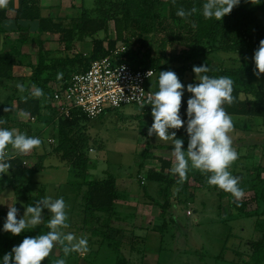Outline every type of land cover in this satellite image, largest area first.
<instances>
[{
  "label": "rangeland",
  "instance_id": "rangeland-1",
  "mask_svg": "<svg viewBox=\"0 0 264 264\" xmlns=\"http://www.w3.org/2000/svg\"><path fill=\"white\" fill-rule=\"evenodd\" d=\"M251 4L248 1L246 6ZM88 5H92L91 1H88ZM144 27L148 29L145 31ZM193 31L188 21L175 23L162 16L159 24L145 23L137 31L129 32L128 47L130 45L135 50L141 49L142 55L152 57H156L158 53L163 55L166 49L175 54L192 41ZM97 36L105 40L114 38L113 22L109 21L107 35L100 32ZM216 55V59L227 68L254 65L252 57L226 52ZM161 71L168 70H158L147 80V87L153 92L158 91ZM24 72L29 76V69ZM22 74L24 73L17 76L18 80L9 86L14 87L4 90V97L17 84L22 83ZM254 82L264 87V74L259 78L255 76ZM190 83L196 84L198 81L195 74L187 73L183 82V96H191L187 92V85ZM34 89L33 87L31 90ZM18 92L22 93L20 90ZM11 111L12 119L6 122L8 126H14L20 120L13 107L10 113ZM230 116L234 123V130L230 135L233 147L239 153V158L232 164L230 171L234 176L240 177L244 196L239 202H245L246 210L252 211L258 204L256 193L262 189L256 178L259 175L264 179V119ZM49 117L51 118L50 112L45 111L37 122L30 125L32 130L29 134L24 129L21 130L22 133L42 140L39 148L21 155L29 166V171L25 174L26 190L29 195L43 191L46 197L52 199L62 197L67 204L69 218V227L62 231L66 234L73 233L77 239L86 238L88 251L96 238H91L90 233L81 225V202L85 191L80 193V198L73 200L74 193L68 184L73 180L80 182L79 175H84L86 183L88 179H104L112 174L117 179L119 194L115 212L121 219L113 222L115 229L110 231V236L123 244L119 252L124 264H251L250 243L262 238L261 233L254 229L256 218H238L237 210L240 206L232 205L227 193L216 187L209 189L203 185L205 175H199L200 181H196L188 173L187 186L177 183L178 177L174 175H171L170 183L157 185L146 180L145 175L155 162L141 160L139 153L147 142L163 146L172 144L159 140L155 135L148 136L147 129L153 123L151 105L144 108L127 105L105 111L86 122L81 121L74 134L76 138H80L81 134L88 137V165L85 172L77 171L78 178L75 177L76 170L68 163L61 162L54 152L58 140L56 126L48 123ZM184 121L186 127L187 120ZM51 138L53 141L49 142ZM140 164L143 168H140ZM5 190L0 195V208L14 205L19 211H24V199L15 195L11 188ZM35 203L36 200L31 201V205ZM162 206H165L164 210ZM47 215L50 217L49 212ZM88 251L74 252L71 264H87L92 260L94 264H115V252L105 245L100 248L98 257L90 256ZM59 255L58 248L54 247L49 259L42 264H55Z\"/></svg>",
  "mask_w": 264,
  "mask_h": 264
},
{
  "label": "trees",
  "instance_id": "trees-1",
  "mask_svg": "<svg viewBox=\"0 0 264 264\" xmlns=\"http://www.w3.org/2000/svg\"><path fill=\"white\" fill-rule=\"evenodd\" d=\"M248 1L250 0H241L240 4L234 7L230 14L225 15L219 21L215 18L205 19L203 17L201 9L204 0H175V3L173 0H94V6L91 9H82L79 16L69 23L52 22L50 19L42 17L39 32H60L62 41L65 42V52L52 54L43 49L42 42L37 39V44L40 46L38 62L33 65L31 76L21 79L22 83L23 81L28 82L25 85V91L19 94V89L16 87L5 101L0 102V119L6 122L11 121L12 111L10 113V110L14 102L15 113H27L35 120L25 122L19 120L14 124L15 127L3 123L0 124V127L16 128L20 132L24 129L29 134V131L32 130L30 125L37 122L45 111H49L51 118L49 117L48 123L55 124L58 140L54 152L58 154L61 162L68 163L76 170L75 177L78 178V170L84 172L87 170L86 144L88 137L81 134L80 138H76L74 130L81 121L86 122L89 118L77 108L72 109L68 116L58 114L50 102L52 89L55 86L66 87L72 73L86 70L93 60L108 55L112 50L122 45L126 47V50L119 55L122 61L135 68L150 67L155 71L163 69L174 71L182 84L187 73L195 74L192 71L193 66L201 65L208 66L210 71L207 75L211 77L228 76L232 78L235 101L231 105H224L227 113L264 119V87L254 82L255 64L252 67L248 65L227 68L216 59V54L226 52L243 57H252L251 60L253 61L254 51L258 48L260 40L264 39V0H260L258 4L252 3L251 6L247 7ZM194 6L198 9L195 14L186 19L177 16L178 9L183 8L188 11ZM27 10H29V14ZM22 11L18 13V16H25L30 20L39 18L38 7L34 3ZM162 16L175 23L188 21L190 26L195 25L192 41L181 47L175 54L166 49L163 55L158 53L156 57L142 55L141 49L135 50L130 45L128 47L127 34L129 32L137 31L145 23L159 24L162 22ZM109 21L114 24L115 36L105 40L98 37L97 34L105 32L107 35ZM143 29L146 31L148 28L144 27ZM75 39L91 41L92 51L88 56L82 53L71 55L68 53L71 43ZM13 55L12 53H0V78L11 79ZM33 86L43 91L41 97L36 98L31 95L35 91V89L31 90ZM189 98V96L182 98L180 115L183 120H187V100ZM6 108L8 111H5ZM176 135L177 138L183 140V147L186 150L189 139L186 127L179 129ZM172 152V144L163 146L147 142L139 153L141 160H153L155 162L145 175L147 181L155 182L157 185L171 182ZM10 163L12 168H10L9 173L0 175V189L11 188L15 195L24 199L26 207L31 205L32 200L38 201L46 197L43 191L35 195L27 193L25 174L29 171V166H27L24 156L15 155ZM141 165L140 168H143ZM188 173L196 181L199 180L198 176H201L198 170L191 168H189ZM79 177L80 182L73 180L68 186L74 193L73 200L80 198V193L85 191L81 202V225L90 233L91 238H96L90 244L88 251L90 256L98 257L100 248L105 245L106 248L115 252V264H124L123 257L119 252L123 244L110 236V231L115 229L113 222L121 219L115 212L119 196L116 177L108 174L104 179H88L86 183H84V175L83 177L79 175ZM204 177L202 184L210 189L212 186L207 184V177ZM256 179H258L262 189L256 193L255 199H257L258 204L252 211L246 210L245 202L233 201V197L228 193L227 196L232 205L240 206L237 210L238 218H256L254 229L261 233L262 238L250 243L252 248L250 262L251 264H264V179H261L259 175ZM187 182L188 180L179 184L187 186ZM164 207L162 206L163 210ZM7 212L0 210V264H3V256L11 252V249L19 245L25 237H35L49 231L46 225L50 217L47 215L48 210L44 209L45 221L35 229H26L16 236L4 232L3 225ZM94 245H96L95 248ZM56 247L60 252L59 259H65L66 264H71V256L75 253L65 257L62 246L57 244ZM49 257L45 260H48ZM87 264H94V261H89Z\"/></svg>",
  "mask_w": 264,
  "mask_h": 264
},
{
  "label": "clouds",
  "instance_id": "clouds-1",
  "mask_svg": "<svg viewBox=\"0 0 264 264\" xmlns=\"http://www.w3.org/2000/svg\"><path fill=\"white\" fill-rule=\"evenodd\" d=\"M8 2L9 0H0V8L6 7ZM240 2L241 0H204L202 15L205 19L222 20ZM250 2L258 4L260 0ZM197 11L194 6L188 11L180 8L176 14L186 19ZM253 61L255 64L253 74L259 78L264 74V39L260 40L258 48L254 51ZM192 71L199 82L187 85V92L191 93L187 100L186 132L189 138L187 149L184 150L183 140L176 135L185 125L180 115L185 85L174 71L159 72L158 91L148 95L146 104L151 105L153 123L147 129V134L149 137L155 135L161 141L172 143L173 160L170 172L178 177L177 183L182 184L188 179L189 168L198 170L207 177L206 182L209 186L230 194L239 202L244 196V191L240 187V177L234 176L230 171L232 164L239 158V153L233 147L230 135L234 130V123L224 107L225 104L231 105L235 101L234 81L228 76L207 75L210 71L207 65L193 66ZM17 88L21 92L25 91L23 84H17ZM31 95L39 98L43 91L35 88ZM146 104L142 103L141 108ZM3 123L6 121L0 119V124ZM41 144L42 140L39 137L29 136L17 129L0 127V175L9 173L12 168L10 160L15 155L29 154ZM44 209L50 213L46 225L49 231L35 237H25L19 245L11 249V252L3 256V264H42L57 244L62 246L65 257L74 252L88 251L86 238L77 239L73 233L66 234L62 231L69 227L67 204L62 197L57 199L45 197L36 201L34 205H28L23 217L19 219L17 218L19 210L14 205L9 206L3 231L16 236L26 229H35L43 223ZM55 264H66V260L58 259Z\"/></svg>",
  "mask_w": 264,
  "mask_h": 264
},
{
  "label": "crops",
  "instance_id": "crops-1",
  "mask_svg": "<svg viewBox=\"0 0 264 264\" xmlns=\"http://www.w3.org/2000/svg\"><path fill=\"white\" fill-rule=\"evenodd\" d=\"M88 1H91V6H87ZM33 3L38 7V19L30 20L28 17L18 16L19 12H23L22 10L29 8ZM93 6L94 0H9L6 7L0 8V53L14 54L11 79L0 78V102L5 101L12 94L14 88L9 91L6 97L3 96L5 89L14 87L9 86L18 80L17 76L21 75L22 72L24 73L22 78L26 79L31 76L32 67L38 62L40 46L37 44V39L42 42V48L52 54L65 52V42L62 41L60 32H39L41 18H48L52 22L69 23L79 16L82 9H91ZM27 12L29 14V10ZM91 51L92 43L90 40L75 39L72 41L68 53L70 55L82 53L88 56ZM28 69L31 74L29 72V76H26L24 71ZM20 84L25 86L28 82H20ZM19 94L22 93L19 92ZM14 105L13 102L11 106L13 109ZM16 115L25 122L27 113H16ZM5 191V189H0V195ZM10 197L12 198L11 195ZM9 206L1 207L0 210L8 211ZM24 212L25 210L19 211L17 218H22Z\"/></svg>",
  "mask_w": 264,
  "mask_h": 264
},
{
  "label": "built area",
  "instance_id": "built-area-1",
  "mask_svg": "<svg viewBox=\"0 0 264 264\" xmlns=\"http://www.w3.org/2000/svg\"><path fill=\"white\" fill-rule=\"evenodd\" d=\"M125 50V45L112 50L108 55L93 60L86 70L72 73L66 87L55 86L50 102L57 113L68 116L72 109L77 108L87 118L94 119L107 110L146 104L148 95L154 93L148 89L147 80L156 71L150 67L135 68L122 61L119 55ZM25 120L34 121L35 118L27 114Z\"/></svg>",
  "mask_w": 264,
  "mask_h": 264
}]
</instances>
